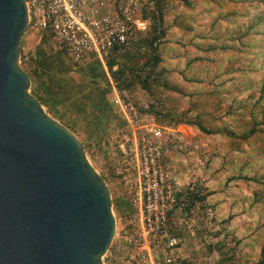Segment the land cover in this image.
I'll use <instances>...</instances> for the list:
<instances>
[{
  "label": "rangeland",
  "instance_id": "rangeland-1",
  "mask_svg": "<svg viewBox=\"0 0 264 264\" xmlns=\"http://www.w3.org/2000/svg\"><path fill=\"white\" fill-rule=\"evenodd\" d=\"M165 17L168 30L159 66L181 91L123 90L133 94L132 104L146 117L145 124L160 126L165 137L172 129L191 141L162 139L163 161L177 181L195 179L207 193L211 213L205 206L195 214L177 209L168 219L167 235L182 237L173 264H254L264 245V0H166ZM40 38L31 29L24 32L21 68ZM49 43L56 46L52 38ZM67 63L73 83L89 87L86 66L68 58ZM107 96L111 101V91ZM146 103L170 117L150 112ZM73 108L59 104L54 113L42 104L82 142L85 158L109 188L116 230L101 255L104 264H136L122 235L135 212L133 149L144 126L131 127L115 109L109 117H93L90 108ZM195 119L217 132L200 130ZM252 126L258 131L242 139ZM223 127L235 135L222 132ZM118 200L130 206L119 207Z\"/></svg>",
  "mask_w": 264,
  "mask_h": 264
},
{
  "label": "water",
  "instance_id": "water-1",
  "mask_svg": "<svg viewBox=\"0 0 264 264\" xmlns=\"http://www.w3.org/2000/svg\"><path fill=\"white\" fill-rule=\"evenodd\" d=\"M24 0H0V264H104L109 188L82 142L28 91Z\"/></svg>",
  "mask_w": 264,
  "mask_h": 264
},
{
  "label": "built area",
  "instance_id": "built-area-1",
  "mask_svg": "<svg viewBox=\"0 0 264 264\" xmlns=\"http://www.w3.org/2000/svg\"><path fill=\"white\" fill-rule=\"evenodd\" d=\"M24 1L28 14L27 28L40 36L49 32L56 46L64 49L75 66L85 67L94 61L101 64L108 76L114 109L131 127L143 124L138 144L133 149L137 185L133 203L135 212L129 216V228L124 230L123 242L131 256L136 258V264H173L182 237L167 235L170 212L178 209L195 214L205 206L206 212L211 213L206 199H199L204 193L201 183L195 179L177 181L163 161L162 139L191 141L172 129H168L165 137L160 126L145 124L146 117L132 104L133 94L120 91L106 68V60L113 49L130 44L138 33L148 30L149 20L145 18L144 11L152 8V1ZM149 105L146 103L144 106L147 108ZM161 241L162 248L159 247Z\"/></svg>",
  "mask_w": 264,
  "mask_h": 264
},
{
  "label": "trees",
  "instance_id": "trees-1",
  "mask_svg": "<svg viewBox=\"0 0 264 264\" xmlns=\"http://www.w3.org/2000/svg\"><path fill=\"white\" fill-rule=\"evenodd\" d=\"M151 1L152 8L144 11L145 18L149 20L148 30L138 33L130 44L113 49L112 54L106 60L107 72L116 81L120 91L139 86L140 89L146 90L152 95L156 94L160 88L179 92L181 89L166 79V70L159 66L163 60L161 46L164 44L168 30L165 17L166 0ZM50 38L51 34L47 31L44 32L33 53L23 57L22 68L30 78L27 89L33 83L31 93L54 113L57 112L56 105H65L66 103L73 106V110L76 111L88 112L87 109L90 108L93 117H109L111 111L115 113L112 102L107 96L111 91L108 76L101 64L94 61L86 66L84 75L89 78V87L82 83H73L72 77L69 76L72 68L67 63L68 57L64 49L50 45ZM263 90L262 87L261 96H264ZM153 107L154 105L151 104L150 112L157 116L170 117V113L161 114ZM262 115L264 116V111H262ZM193 123L204 132H217V130L207 129L198 119H195ZM221 131L228 135H235L227 127H223ZM256 131H258L256 126H252L247 133L241 134L240 137L247 139ZM261 131L264 133V128ZM178 196L180 195L178 194ZM206 197L207 193H202L199 199L205 200ZM116 204L119 207L130 206L123 200H118ZM186 212L188 213V210ZM171 215L172 212L168 215V219ZM172 234L176 235L177 233ZM180 263L186 264V261L181 260ZM254 264H264V245L261 246L260 257Z\"/></svg>",
  "mask_w": 264,
  "mask_h": 264
},
{
  "label": "crops",
  "instance_id": "crops-1",
  "mask_svg": "<svg viewBox=\"0 0 264 264\" xmlns=\"http://www.w3.org/2000/svg\"><path fill=\"white\" fill-rule=\"evenodd\" d=\"M31 53H33V52H31ZM30 54V53H29ZM69 59V58H68ZM70 60V59H69ZM113 107V106H112ZM113 109H114V107H113Z\"/></svg>",
  "mask_w": 264,
  "mask_h": 264
}]
</instances>
